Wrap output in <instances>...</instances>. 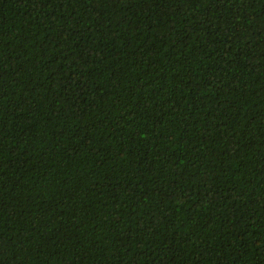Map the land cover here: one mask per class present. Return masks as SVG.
<instances>
[{
  "label": "trees",
  "instance_id": "obj_1",
  "mask_svg": "<svg viewBox=\"0 0 264 264\" xmlns=\"http://www.w3.org/2000/svg\"><path fill=\"white\" fill-rule=\"evenodd\" d=\"M0 264H264V0H0Z\"/></svg>",
  "mask_w": 264,
  "mask_h": 264
}]
</instances>
